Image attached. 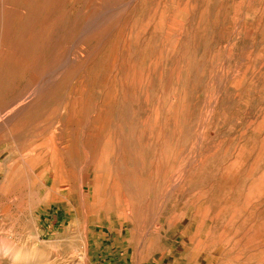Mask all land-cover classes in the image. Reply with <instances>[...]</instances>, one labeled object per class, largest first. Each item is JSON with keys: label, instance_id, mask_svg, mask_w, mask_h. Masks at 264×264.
I'll list each match as a JSON object with an SVG mask.
<instances>
[{"label": "rangeland", "instance_id": "1", "mask_svg": "<svg viewBox=\"0 0 264 264\" xmlns=\"http://www.w3.org/2000/svg\"><path fill=\"white\" fill-rule=\"evenodd\" d=\"M0 264H264V0H0Z\"/></svg>", "mask_w": 264, "mask_h": 264}, {"label": "bare ground", "instance_id": "2", "mask_svg": "<svg viewBox=\"0 0 264 264\" xmlns=\"http://www.w3.org/2000/svg\"><path fill=\"white\" fill-rule=\"evenodd\" d=\"M99 27V26H98ZM93 34V33H92ZM11 116V115H10ZM10 127V126H9ZM6 253V252H5ZM7 254L12 256V257H17V254L12 252L11 250L10 251H7Z\"/></svg>", "mask_w": 264, "mask_h": 264}]
</instances>
